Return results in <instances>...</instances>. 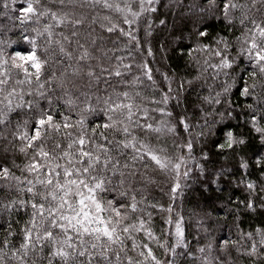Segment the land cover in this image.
<instances>
[{
    "label": "snow or ice",
    "instance_id": "obj_1",
    "mask_svg": "<svg viewBox=\"0 0 264 264\" xmlns=\"http://www.w3.org/2000/svg\"><path fill=\"white\" fill-rule=\"evenodd\" d=\"M56 2L59 5L56 11L49 7L40 10V0H26V6L19 9L17 19L21 23L34 17L37 22L41 17H50V22L42 30L33 29L34 36H23V40L31 45L30 50L15 51L8 56L0 48V125H9L17 110H26L30 115L22 123L17 121L12 138L21 142L16 147L19 153L25 156L30 151L32 153L20 169L21 176L13 174L7 166H0V179L15 181L16 191L28 197L9 199L6 195L0 204V212L10 214L22 208L29 217L21 228L18 245H13L9 239L14 234L9 225L5 238L0 241V264H176L175 257L184 255L177 249L188 248L182 227L184 218L180 216L175 221V242L170 247L167 240H159L150 226L152 213L147 208L164 210V206L152 204L147 199V185L155 182L149 173L159 171L172 178L171 198L174 199L177 190L181 189V179H187L192 173L189 162L197 159L192 155L194 140L205 135L203 131H194V128L212 129L206 118L202 125L197 123L194 126L190 117L185 114L174 116L167 108L170 99H176L179 105V96H173V78L167 73L163 74V79L168 88L167 91L161 90V100L156 101L154 96L150 98V103L163 106L150 108L144 103L148 98L142 97L135 88L131 91L128 88L142 84L141 76L156 86L147 59L155 55L147 38L152 36L156 21L149 15L145 25L146 46H142L136 34L137 28L132 26L138 24L145 13L154 14L160 7L182 5H175L173 0L167 3L165 0H136V10L132 0H124L123 3L120 0ZM85 9L91 10V14ZM100 9L121 14L127 30ZM210 11L213 18L229 25L239 21L243 30L234 37L238 46L236 56L229 54L233 43L228 36L218 34L212 38V43L203 42L208 37L205 14ZM158 24L167 25L168 20L161 18ZM188 24L192 27L185 35ZM95 25L109 35L119 32L120 36L127 38L123 49L135 44L144 55L137 65L141 69L139 75L131 81L123 79L126 72H131L132 64L124 61L132 57V52L128 51L127 57L116 55L120 49L106 47L105 36L96 33ZM60 26L69 27L71 32L68 35L60 32L57 34L60 39H54V28ZM171 32L179 33L171 38L181 51L188 47L190 57L194 52L211 51L219 58V62L210 67L215 70V76L222 73L224 79L218 86L219 91L204 97V101L210 105H225V112L220 113L221 121L225 117L235 118L233 113L241 115L230 99L233 89H236L245 101H251L243 106L250 110L245 123L264 145V0H207L202 7L195 2L189 3L180 19L173 20ZM42 36L47 38L48 45H57L61 56L56 61L61 70H53L45 81L41 77L46 74L49 59L42 58L37 43V38ZM186 38L193 46L183 44ZM111 43H120L119 37ZM66 44L74 45V48L69 50ZM160 48L163 49L164 45L161 44ZM48 51L47 47L43 49L44 53ZM240 59H243V64L239 63ZM234 68L239 69L235 75ZM13 69L23 73V79L16 80V84H27L26 91L24 88L6 87ZM113 78H120L125 90L112 85ZM33 81L35 88L32 87ZM53 83L62 93L57 99L63 100L67 114L59 106H53L51 91L56 89L46 87ZM179 87L183 89V81ZM26 96L35 98L26 99ZM44 100L47 107L41 104ZM151 113H159L161 118L157 120ZM181 131L187 134V138L181 136ZM222 134L223 143L215 145L222 152L242 148L248 142L247 137L233 127H225ZM164 137L172 138L175 151L170 153L161 143ZM49 141H52L50 147ZM7 147L5 145V150ZM207 157L208 153H202V158L206 160ZM239 159L240 167L247 169L249 165L245 157L240 156ZM255 163L264 167V153L256 157ZM195 167L201 173L205 172L202 164L195 163ZM25 172L33 179L23 175ZM221 174L222 171L215 173L216 177ZM241 182L244 183L243 180ZM246 188L253 192L255 182H246ZM109 193L112 199L105 198ZM246 207L255 210L251 198L247 200ZM260 207L264 208V204ZM167 211L171 214V205ZM167 223H172L171 215ZM256 231L261 233L260 244L264 246V230ZM139 233H143L148 242H138L136 235ZM246 235L251 237L252 233ZM153 241L170 253L172 259L160 260L150 246ZM229 243L224 240L220 245L221 251L226 252ZM231 243L235 244L234 241ZM212 247L211 243L207 245L209 253ZM129 251L135 252L138 258L130 255ZM197 251L203 254L205 247L201 246ZM257 252V245L253 242L248 254L256 255ZM187 255L194 256L192 252H187ZM203 261L204 264H225L219 257L209 260L208 255L203 256Z\"/></svg>",
    "mask_w": 264,
    "mask_h": 264
},
{
    "label": "trees",
    "instance_id": "obj_2",
    "mask_svg": "<svg viewBox=\"0 0 264 264\" xmlns=\"http://www.w3.org/2000/svg\"><path fill=\"white\" fill-rule=\"evenodd\" d=\"M120 2L123 3L124 0H120ZM167 2L168 0H165V3ZM192 2L201 7L207 4V0H173L175 5H182V7H160L157 13H145L139 19L138 24L132 26L137 28L136 34L140 37L142 46H146L145 25L148 22L149 15H151L152 20L156 21L153 24L152 36L147 38L150 39L155 54L154 58L148 57L147 59L149 66L153 70V79L156 81V86L154 87L146 78L141 76L143 83L132 85L128 90L131 91L132 88H135V90L140 91L142 97L148 98L144 99V103L148 104L150 108L163 106L158 103H150V98L154 96L156 101L161 100V90L167 91L168 88L167 82L163 79V74L167 73L169 77L173 78L171 84L173 96H179V105H177L176 99H170L167 108L174 113V116L187 115L190 117V123L194 126L197 123L202 125L203 120L206 118L212 129L209 131L207 127L194 128V131H203L205 135L194 140L192 155L197 159L194 162H189L188 167L192 169V173L187 179H181V189L177 190L174 199L171 198L172 178L159 171L149 173L150 176H154L155 182L147 185V199L152 204L164 206V210L154 207L147 208V211L152 213L150 226L159 240H167L170 247L175 242V221L180 216H183L182 227L188 248L177 249L178 252H183L184 255L175 257L176 264H204V255H208L209 260L219 257L220 261L225 262V264H264V255H261V253H264V246L260 244L261 233L256 231L257 229L264 230V208L260 207L261 204H264V191H261L264 188V176H261V173H264V167L257 166L255 163L256 157L264 153V145L260 143L258 136L245 123L250 110L245 109L243 106L246 102L251 101H245V98L241 97L236 89H233L230 99L233 102V107L236 108V112L241 113V115L236 116L233 113L235 118L230 119L225 117L221 121L220 113L225 112V105L223 103L220 105H210L204 101V97L214 95L216 91H219L218 86L224 79L222 73L219 76H215V70L210 67L211 64L218 63L219 58L213 56L211 51L194 52L190 57L188 47H184L183 51H181L174 44L171 37L179 33L171 32L172 22L173 20L178 21L180 14ZM239 2H244V0H239ZM40 4L42 6L40 10H43V7L52 8L54 11L59 9L56 0H40ZM23 6H26V0H0V48H3L8 56L15 51L30 50L31 45L23 40V36H34L35 32H33V29L39 28L42 30L43 26L50 22V17H41L39 22L34 17L30 21L21 23L17 17L20 15L19 9ZM132 6L138 10V2L136 0H132ZM84 11L91 14V10L89 9H85ZM99 11L103 14L111 15L114 22L119 23L121 27L127 30L128 26L122 23L121 14L115 11L108 12L103 9ZM205 15L208 37L203 42L212 43V38L218 34L228 36L233 43V48L230 49L229 54L236 56L238 46L235 45L234 37L240 35V32L243 30L239 26V21L237 20L234 25H229L221 19L213 18L211 11ZM216 15L218 16L219 13L217 12ZM161 18H166L168 24L160 26L158 20ZM94 27L97 34L105 36L107 41L106 47L120 49L116 52V55L127 57L128 51L132 52V57L130 59L126 58L124 61L125 63L132 64L131 72H126L123 79L131 81L134 76L139 75L141 69L137 65L142 62L144 55L136 49L135 44L133 43L128 49H123L122 45L127 43V38L120 36L119 32L109 35L100 29L99 25H95ZM191 27V24L185 27V35H187ZM229 28L232 29L231 32H229ZM81 31H84V29H81ZM60 32L68 35L71 29L66 26L55 27L54 39H60L57 35ZM118 37L120 43H111V41L116 40ZM37 43L40 47L42 58L47 57L49 59V64L45 70L46 74L41 77V80L45 81L53 70H61V66L56 63L61 56L57 45L54 43L48 45L46 37H38ZM161 44L164 45L163 49L160 48ZM183 44L189 47L193 46L187 38L183 41ZM45 47L49 49L47 53L43 52ZM66 47L72 50L74 45L66 44ZM112 63L114 64L115 61L113 60ZM239 63L243 64V59H240ZM238 71L239 69L234 68L233 74L235 75ZM18 79H23V73H18L13 69L11 80L6 87H17L18 90L24 88L26 91L29 86L27 84L17 85L16 80ZM182 81L184 87L180 89L179 85ZM189 81H191V84L188 83ZM111 84L117 86L121 91L125 90V86L121 84L120 78H113ZM32 87H36L35 81H33ZM46 87L56 89L55 91H51L53 106H59L60 110L67 114L63 100L57 99L62 93L56 88L55 83L50 86L46 85ZM101 87H103V84ZM74 95H79V93H74ZM30 98L35 97L26 96V99ZM82 99L83 97H81ZM139 102L140 100H137V103ZM41 104L47 107L46 100L41 101ZM204 113H212L213 115L204 117ZM29 115L26 110H17L12 115V122L9 125H0V166H7L16 176L22 175L20 169L28 162V157L32 153L30 151L27 156L19 153L16 147L21 142L18 140L14 141L12 133L16 130L15 125L17 121L22 123ZM31 115L34 116L35 111ZM151 115L157 120L161 118L159 113H151ZM225 127H233L235 131L242 132L248 139L247 144L235 150L222 152L217 149L215 145L223 143L222 133ZM5 136L7 139H4ZM181 136L187 138V134L182 131ZM155 142L153 139V143ZM179 142L177 141V143ZM161 143L167 146L170 153L175 151L172 147L171 137L162 138ZM51 144L52 141H49V147ZM5 145L8 146L7 150H5ZM184 151L187 150L184 149ZM204 152L208 153L206 160L202 158V153ZM240 156L245 157L248 161L249 167L247 169L240 167ZM195 163L202 164L205 172L201 173L200 169L195 167ZM216 171H222V174L216 177ZM23 175H28L29 179H33L26 172ZM212 180L215 182L209 183ZM242 180L244 183L241 182ZM248 181H253L256 184L253 192H250L246 188V182ZM9 186L11 187L9 188ZM6 195L9 199L13 197L28 198L27 195H21L16 191L15 181L0 179V204L4 202ZM105 198L112 199L113 196L109 193ZM249 198L253 200L255 210L246 207V202ZM169 205L173 209L171 214L167 211ZM169 215H171L172 219L171 224L167 223ZM28 218L27 213L22 208L15 209L10 214L0 212V241L5 238L9 225H11V230L14 234L9 239L13 245H18L21 241V228ZM249 232L252 233L251 237L246 235ZM136 239L138 242H148L143 233L137 234ZM224 240L230 241L226 252L221 251L220 248ZM233 241L235 244L231 243ZM253 242L256 243L258 252L256 255H249L248 250L251 248ZM210 243L213 247L209 253L207 245ZM128 244L130 249L131 241ZM150 246L160 260L166 261L172 259L171 254L166 253L165 249L159 247L155 241L150 242ZM201 246L205 247L203 254L197 251ZM0 247H2V244H0ZM187 252H192L194 256L189 257ZM129 254L133 255L134 258H138L133 251H129Z\"/></svg>",
    "mask_w": 264,
    "mask_h": 264
}]
</instances>
